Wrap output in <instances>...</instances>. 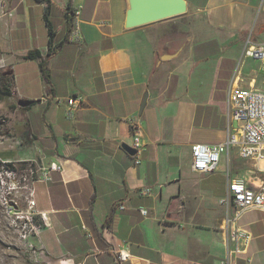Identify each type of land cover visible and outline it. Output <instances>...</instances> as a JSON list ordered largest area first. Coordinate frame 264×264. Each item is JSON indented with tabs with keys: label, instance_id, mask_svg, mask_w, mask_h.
I'll return each mask as SVG.
<instances>
[{
	"label": "crops",
	"instance_id": "crops-1",
	"mask_svg": "<svg viewBox=\"0 0 264 264\" xmlns=\"http://www.w3.org/2000/svg\"><path fill=\"white\" fill-rule=\"evenodd\" d=\"M0 1V74L14 89L0 158L63 167L30 186L46 214L42 262L118 264L113 249L124 247L125 264H220L230 249L233 264H264V212L234 220L220 204L227 170L255 182L252 163L232 150L213 173L191 166L194 144L227 139L232 83H264L261 62L245 56L264 43V0H186L185 15L135 28L128 0ZM71 96L82 105L68 118ZM135 125L140 165L122 147ZM233 231L245 239L229 243Z\"/></svg>",
	"mask_w": 264,
	"mask_h": 264
},
{
	"label": "built area",
	"instance_id": "built-area-1",
	"mask_svg": "<svg viewBox=\"0 0 264 264\" xmlns=\"http://www.w3.org/2000/svg\"><path fill=\"white\" fill-rule=\"evenodd\" d=\"M80 12H75V28L73 36L76 41L80 42L82 37L78 27V17ZM245 56L261 62V68L264 72V43L250 44L245 51ZM228 109H229V126L227 139L219 144L209 145L196 143L191 147L192 170L195 173L206 175L218 170L224 155H229L232 150H236L239 158L252 163V173L255 182L247 178L232 177L230 169L227 170L228 191L220 200V204L226 207L228 214L233 216L234 220L242 218L251 211L264 212V83L262 87L242 88L232 83L228 91ZM66 116L73 118L75 112L82 105V99L71 96L66 101ZM6 120H0L3 125ZM135 136L132 148L136 150L135 164L142 163V157L145 152V145L141 141L142 133L138 125L133 127ZM29 163L28 173L21 178L11 166L14 163L10 160L0 158V165L8 174L9 182L13 190L23 188V182L29 185L36 182L53 181L54 173H61L63 167L59 163H51L48 166L35 168V160L25 161ZM28 194L26 196L27 206L33 213L27 215V220L33 224L34 229L40 234L42 225L37 223L36 218L46 219V214L36 211L37 202L35 191L27 186ZM143 194H151L150 189H146ZM17 206L18 203H16ZM121 209H124L122 206ZM23 215L22 211H17ZM144 216L148 215L146 210H142ZM229 220V218H228ZM227 225V222H226ZM226 230V226L224 228ZM243 234L241 231H233L228 239L229 243L238 244L242 242ZM231 249L228 250L227 256L220 264H233L234 256ZM118 264H125L131 260V253L127 248L118 247L113 249ZM36 264H43L36 261Z\"/></svg>",
	"mask_w": 264,
	"mask_h": 264
},
{
	"label": "rangeland",
	"instance_id": "rangeland-1",
	"mask_svg": "<svg viewBox=\"0 0 264 264\" xmlns=\"http://www.w3.org/2000/svg\"><path fill=\"white\" fill-rule=\"evenodd\" d=\"M0 8L2 12H6L2 1H0ZM255 66L257 67L258 63ZM263 76L264 73L261 72L260 77ZM5 100L0 99V120L9 119V114L5 113L3 108L4 104L8 102H4ZM3 125H0V137L6 136L9 132L8 124L4 123ZM0 139L3 141V138ZM6 144L10 147L13 145L10 140H6ZM29 167V163H15L11 166L17 171L18 177L21 179L28 173ZM248 179H250L249 176ZM27 186H31V184L23 182V188L13 190L7 172L0 165V264H36L37 260L45 264L41 260L43 255L36 240L39 232L26 218L29 213L34 212V210H29L27 206ZM17 211H22L23 215ZM36 221L40 223L37 218Z\"/></svg>",
	"mask_w": 264,
	"mask_h": 264
},
{
	"label": "water",
	"instance_id": "water-1",
	"mask_svg": "<svg viewBox=\"0 0 264 264\" xmlns=\"http://www.w3.org/2000/svg\"><path fill=\"white\" fill-rule=\"evenodd\" d=\"M188 13L186 0H128L126 27L135 28L156 22L176 18ZM148 95L145 96L141 106L143 111ZM123 149L131 156L136 155V150L128 144H123Z\"/></svg>",
	"mask_w": 264,
	"mask_h": 264
},
{
	"label": "trees",
	"instance_id": "trees-1",
	"mask_svg": "<svg viewBox=\"0 0 264 264\" xmlns=\"http://www.w3.org/2000/svg\"><path fill=\"white\" fill-rule=\"evenodd\" d=\"M46 1V0H43ZM51 38L53 40V33L51 32ZM35 56H40L38 52H30L28 58H34ZM43 73L46 81L49 82V74L46 72L44 66L42 65ZM6 85V87H5ZM14 93L13 89V79L11 76L0 74V99L4 100L11 97Z\"/></svg>",
	"mask_w": 264,
	"mask_h": 264
}]
</instances>
